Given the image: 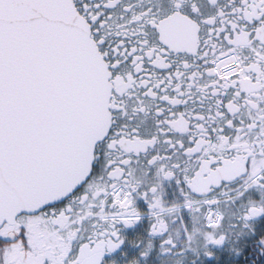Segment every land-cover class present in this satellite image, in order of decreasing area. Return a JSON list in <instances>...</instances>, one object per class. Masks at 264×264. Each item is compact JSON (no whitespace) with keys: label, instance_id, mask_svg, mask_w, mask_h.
Listing matches in <instances>:
<instances>
[{"label":"snow or ice","instance_id":"6c2138e0","mask_svg":"<svg viewBox=\"0 0 264 264\" xmlns=\"http://www.w3.org/2000/svg\"><path fill=\"white\" fill-rule=\"evenodd\" d=\"M0 264H264V0H0Z\"/></svg>","mask_w":264,"mask_h":264}]
</instances>
